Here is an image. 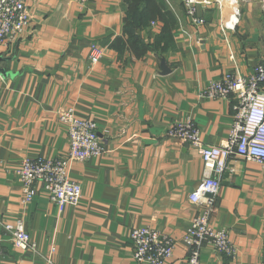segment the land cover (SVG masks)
Wrapping results in <instances>:
<instances>
[{
  "label": "crops",
  "instance_id": "obj_1",
  "mask_svg": "<svg viewBox=\"0 0 264 264\" xmlns=\"http://www.w3.org/2000/svg\"><path fill=\"white\" fill-rule=\"evenodd\" d=\"M167 2L178 19L175 47L153 49L163 25L154 21L137 30L150 47L139 59L108 46L124 35V0H33L23 36L0 42V264H142L130 237L140 226L172 237L168 264H185L182 240L202 212L189 195L204 163L167 130L190 116L205 144L228 139L237 98L201 92L227 72L253 73L264 54V5L201 0L196 16L204 22L198 23L184 0ZM93 43L104 48L94 64ZM67 107L97 122L105 153L70 161L82 197L59 212L41 184L32 201L25 200L17 168L26 157L67 155L68 127L59 120ZM17 220L35 249L17 248L3 228ZM212 225L228 231L236 258L207 243L201 264H264V166L230 159Z\"/></svg>",
  "mask_w": 264,
  "mask_h": 264
},
{
  "label": "built area",
  "instance_id": "obj_2",
  "mask_svg": "<svg viewBox=\"0 0 264 264\" xmlns=\"http://www.w3.org/2000/svg\"><path fill=\"white\" fill-rule=\"evenodd\" d=\"M33 0H0V42L16 41L23 36L31 22L29 3ZM85 3L89 0H77ZM213 3V0H202ZM221 4L222 0H214ZM238 2L240 0H232ZM264 5V0H261ZM188 12L198 23L204 20L196 16L201 0H184ZM235 17V13L232 18ZM104 48L97 43L91 46V62L98 63ZM209 99L237 98L235 121L229 137L221 145H207L192 117L176 120L167 130V135L181 144L197 151L204 163L203 177L190 193L189 200L202 212L195 215L183 237L188 254L185 264H201L200 257L205 244H211L224 255L236 258V248L224 228L212 225L217 210L222 180L232 157L253 160L264 166V54L248 77L227 72L219 80L210 82L201 92ZM59 120L67 125L70 148L66 156L26 157L17 173L23 184L27 202L39 192V184L59 212L79 204L82 185L69 174L70 161H85L105 153V144L99 136L98 124L90 117L79 115L74 107L60 109ZM6 232L12 235L14 245L20 249H35L36 243L27 232L22 220L3 223ZM134 246V258L142 264H168L174 253L176 241L150 226L135 227L130 232ZM1 239V237H0Z\"/></svg>",
  "mask_w": 264,
  "mask_h": 264
},
{
  "label": "trees",
  "instance_id": "obj_3",
  "mask_svg": "<svg viewBox=\"0 0 264 264\" xmlns=\"http://www.w3.org/2000/svg\"><path fill=\"white\" fill-rule=\"evenodd\" d=\"M126 7L123 21L124 35L110 41L108 45L122 56L130 50L136 58H143L150 47L141 38L137 30L151 22H161L162 30L156 36L153 49L167 52L175 47L173 32L178 19L167 0H124Z\"/></svg>",
  "mask_w": 264,
  "mask_h": 264
}]
</instances>
